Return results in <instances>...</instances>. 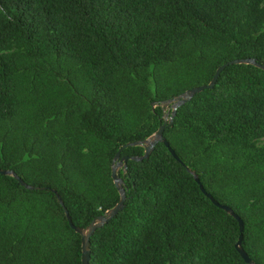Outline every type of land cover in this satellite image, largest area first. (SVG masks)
<instances>
[{"label":"trees","instance_id":"1","mask_svg":"<svg viewBox=\"0 0 264 264\" xmlns=\"http://www.w3.org/2000/svg\"><path fill=\"white\" fill-rule=\"evenodd\" d=\"M263 27L264 0H0V264H82L93 222L89 264H250L200 183L264 264Z\"/></svg>","mask_w":264,"mask_h":264},{"label":"water","instance_id":"2","mask_svg":"<svg viewBox=\"0 0 264 264\" xmlns=\"http://www.w3.org/2000/svg\"><path fill=\"white\" fill-rule=\"evenodd\" d=\"M241 60H238V59H235V60H232L230 62H226L224 63L222 66H220L212 81L207 83V84H203V85H199V86H195L193 87L191 90L187 91L185 93L184 96L180 97V98H177L178 102H180L179 104H181L182 102L188 100L191 96H193L195 93H198L204 89H208V88H213L217 81H218V78L221 74V72L230 64H236V63H239ZM249 61V60H248ZM177 102V101H176ZM177 104V105H179ZM176 105V106H177ZM172 121V120H171ZM165 124H163L160 128V130L157 132L159 137L158 139H156L152 144L148 145L147 147V154L145 155V157H147L151 150L153 149V147L155 146V144L158 143L159 141V138H162L163 137V134H164V130H165ZM166 146H168V148L170 149L171 153L178 159L180 160L179 156L175 153V150L170 146L169 142L165 139L164 140ZM127 145H130V144H127ZM121 155V150L118 152L117 154V158H119ZM127 159V158H126ZM3 173H7L8 171L6 170H3L2 171ZM113 178L119 182V177H118V172H117V168H113ZM197 181L200 183V180L197 179ZM200 186H201V189L203 190V192L214 202V204H216L218 207L220 208H223L225 209L226 211L232 213L239 221V224H240V231H241V235H240V239L239 241L237 242L236 244V247L238 249V251L240 252L241 256L244 258V260L247 262V263H250L252 264L253 263V260L252 258L247 254V252L245 251V249L243 248V232H244V228H245V224H244V221L242 220V218L239 216V214L235 213L233 211V209L230 207V206H227L225 204H222L220 203L211 193H209L205 187L203 186V184L200 183ZM125 201V196L122 198V200L120 201V203L110 212V214L108 215V217L105 218L106 221L110 220L112 217H114L119 211L122 210L123 208V203ZM97 227V224L96 223H92L91 226H90V229L89 230H86V229H77L83 236V254H82V264H89L90 263V259H91V250H90V245H89V242H90V238H91V235L93 234V232L95 231Z\"/></svg>","mask_w":264,"mask_h":264},{"label":"rangeland","instance_id":"3","mask_svg":"<svg viewBox=\"0 0 264 264\" xmlns=\"http://www.w3.org/2000/svg\"><path fill=\"white\" fill-rule=\"evenodd\" d=\"M263 30H264V27H263ZM13 50H16V48L12 49L11 51H13ZM184 95H185V94H183L182 96H184ZM182 96H181V97H182ZM179 98H180V97H179ZM179 103H180V102H178V100H177V102H175V103L173 104V106H176V105L179 104ZM171 108H172V106L169 105V104H167L166 107H165L166 112H167V117H168V118H170V116L168 115V112H169V110H170ZM158 137H159L158 133H154V134L151 135L149 138H147V139L145 140V142H146L148 145H150V144H152L156 139H158ZM263 141H264V140H259V143H263ZM120 165L123 166L122 162H120ZM111 211H112V210H111ZM111 211H109L108 214H110Z\"/></svg>","mask_w":264,"mask_h":264}]
</instances>
